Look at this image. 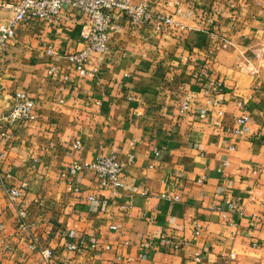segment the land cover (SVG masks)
I'll use <instances>...</instances> for the list:
<instances>
[{"label":"crops","instance_id":"1","mask_svg":"<svg viewBox=\"0 0 264 264\" xmlns=\"http://www.w3.org/2000/svg\"><path fill=\"white\" fill-rule=\"evenodd\" d=\"M10 1L0 0V24L12 19ZM149 2L175 26L122 20L85 76L68 60L85 48L79 14L17 26L0 62V112L16 92L35 107L0 138L9 185L26 184L19 204L51 264H264V0ZM113 152L125 179L117 194L90 172L69 174L72 161ZM0 224L3 237L13 235L9 249L0 244V264H43L30 234L19 241L1 189ZM162 235L179 248L158 244ZM145 241L157 244L145 249ZM80 242L88 249H65Z\"/></svg>","mask_w":264,"mask_h":264},{"label":"built area","instance_id":"2","mask_svg":"<svg viewBox=\"0 0 264 264\" xmlns=\"http://www.w3.org/2000/svg\"><path fill=\"white\" fill-rule=\"evenodd\" d=\"M164 1L153 0V3L157 6ZM4 7L12 13V19L8 24H0V62L6 49L15 41L17 26L30 25L39 21L53 22L64 10L79 14L81 20L79 36L85 42V48L68 56V60L80 76L86 75L85 63L91 54H104L108 50L111 35L122 20L136 28L154 26L156 29L162 30L175 26L170 16L153 13L149 0H138L137 2L134 0H15L6 3ZM49 74L57 77L58 70L52 67ZM222 86V82L214 83L209 93L217 96ZM12 99L11 108L5 112H0V138H8L9 134H6L8 131L31 120L34 115L35 102L27 93L16 92ZM189 110L190 102L186 98L182 104V112ZM236 122L239 126H244L247 118L241 117ZM235 133L242 134V130L239 129ZM73 148L80 150L81 146L79 143H75ZM5 157L4 153H0V189L15 210V226L21 234L19 241H24L25 234H30L29 249L40 253L43 264H51L53 252L49 248L38 246L36 238L32 235L37 229V225L29 222L27 211L19 204L24 198L26 184L9 185L12 175L9 167L4 168ZM83 172L92 173L101 188L110 190L114 194L125 187L123 163L118 152L99 157L89 164L72 161L69 174L77 175ZM161 197L165 200L178 201L177 197H172L169 194H164ZM90 200H93V197ZM228 205L231 209L237 208L235 204ZM195 228V234L198 235L199 226L196 225ZM3 231L4 227L0 224V244L5 249H9L8 241L13 238V235L9 234L3 237ZM156 244L155 241H145L141 247L148 249ZM158 244L166 245L174 250L179 248L178 244L168 235H162ZM90 248H94V246L92 245ZM65 249L70 253H80L87 250L88 246L84 242L69 243Z\"/></svg>","mask_w":264,"mask_h":264},{"label":"rangeland","instance_id":"3","mask_svg":"<svg viewBox=\"0 0 264 264\" xmlns=\"http://www.w3.org/2000/svg\"><path fill=\"white\" fill-rule=\"evenodd\" d=\"M12 1H15V0H12Z\"/></svg>","mask_w":264,"mask_h":264}]
</instances>
